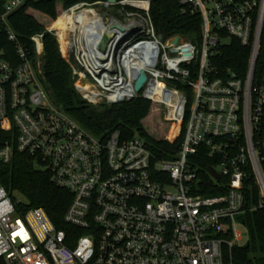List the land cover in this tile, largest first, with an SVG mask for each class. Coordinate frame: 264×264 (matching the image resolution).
Returning <instances> with one entry per match:
<instances>
[{"label":"built area","instance_id":"2783aa9c","mask_svg":"<svg viewBox=\"0 0 264 264\" xmlns=\"http://www.w3.org/2000/svg\"><path fill=\"white\" fill-rule=\"evenodd\" d=\"M26 1L0 0V160L24 153L69 190L70 229L57 228L41 207L22 210L0 182V264H233V247L248 239L241 216L249 173L259 191L254 209L264 208V0H181L201 13L199 42L160 38L150 0L79 2L46 30L90 103L141 97L161 104L166 121H186L179 149L163 155L138 135L95 136L55 104L42 70L43 33L31 36L30 56L8 22ZM98 7L131 10L128 21L109 19L119 26L110 51L87 42L93 15L108 22ZM231 39L249 50L241 73L212 63ZM200 151L215 162L217 177L208 173L218 192L198 193L206 187Z\"/></svg>","mask_w":264,"mask_h":264},{"label":"trees","instance_id":"16d2710c","mask_svg":"<svg viewBox=\"0 0 264 264\" xmlns=\"http://www.w3.org/2000/svg\"><path fill=\"white\" fill-rule=\"evenodd\" d=\"M104 1L107 0H28L9 15L8 22L30 56L34 55L31 36L43 33L42 70L45 75V85L55 104L87 131L104 138L114 131H119L123 139L138 135L157 154L163 155L161 151L163 147L176 152L184 137L186 121H166L163 118L161 104L141 97L115 104L88 103L81 98L75 88L70 64L62 57L56 37L46 31L60 24L62 13L66 8L79 2L93 4ZM34 13L43 17L47 23H42ZM149 13L156 31L163 37L180 35L189 41H200L202 16L191 4H183L181 0H150ZM4 42L3 45L7 50L14 49L10 41ZM62 47L64 48L63 45ZM217 50V54L212 59L213 66L217 70L226 72L232 69L239 73L245 70L249 50L237 40L231 39ZM263 66L264 34L257 70L261 71ZM155 117H157L155 125L157 136L150 134L144 123L148 119L152 126ZM172 126V135H166ZM195 163L202 178L201 186H210L200 189L198 193L211 194L220 191L211 188L213 181L208 173L215 162L200 151ZM0 182L13 199L18 200V206L22 210L41 207L57 228L70 229V226L63 221V216L71 202V192L54 183L49 171L37 168L31 157L16 152L10 163L0 160ZM246 184L244 192L246 211L241 216V221L247 228L248 239L245 244L233 247L232 260L233 264H264V208L254 209L258 205L259 191L251 173L248 174Z\"/></svg>","mask_w":264,"mask_h":264},{"label":"rangeland","instance_id":"374dc122","mask_svg":"<svg viewBox=\"0 0 264 264\" xmlns=\"http://www.w3.org/2000/svg\"><path fill=\"white\" fill-rule=\"evenodd\" d=\"M131 10L130 9H123V11H122V9L120 10L119 8H116V7H110V8H108V9H106V8H100V7H98V12H99V14H100V16L105 20V21H107V20H109V19H114V20H120V21H122V22H125V21H128V19L130 18L129 16H128V14L127 13H129ZM34 15L36 16V18L37 19H39L42 23H47V21L43 18V17H41L40 15H38V14H36V13H34ZM95 15H93V17H92V19L94 20L96 17H94ZM98 20H100V21H103V20H101V19H99L98 18ZM104 22V21H103ZM95 23H97L96 22V20H95ZM62 42V41H61ZM61 45H63V44H61ZM63 46H65V45H63ZM71 60V59H70ZM71 63L73 64V61L71 60ZM74 83H75V79H74ZM79 92V91H78ZM79 94H80V96H81V98L82 99H84L85 101H87L88 103H90L85 97H84V95H83V93L80 91L79 92ZM90 104H92V103H90ZM101 104V103H100ZM93 105H95V104H93ZM156 118L157 117H155V119H153V122H152V126L150 125V121H148V119H146L145 120V125H146V129H147V131L150 133V134H152V135H154V136H157L158 134L157 133H155V125H156ZM158 126V125H157ZM158 129V131L160 130V128L158 127L157 128ZM172 132H173V126H172V128H169V130H168V132L166 133V135H168V136H170V135H172ZM37 168H38V166H36ZM18 198L19 199H22V197H20V196H18ZM246 238V237H245ZM243 243H246V239H244V241H243Z\"/></svg>","mask_w":264,"mask_h":264},{"label":"bare ground","instance_id":"6f19581e","mask_svg":"<svg viewBox=\"0 0 264 264\" xmlns=\"http://www.w3.org/2000/svg\"><path fill=\"white\" fill-rule=\"evenodd\" d=\"M88 13L91 14V11H88ZM94 17H96V18L92 21L93 25H92L91 29H89L86 33V36L88 38L87 42H88V45L90 46V49H97V44L99 41H101L102 35L106 31H110V32L113 31V29H109L113 25V22L111 20L110 21L108 20L107 23H104L103 21L98 20L97 15H95ZM95 20L97 23H95ZM60 28H61V30H63V28H65V24H63ZM64 39L65 38L60 34V41H62L61 44H63V45H65ZM111 48H112V44H110V46H108L109 51L111 50ZM62 49H64V48L62 47Z\"/></svg>","mask_w":264,"mask_h":264},{"label":"water","instance_id":"95a60500","mask_svg":"<svg viewBox=\"0 0 264 264\" xmlns=\"http://www.w3.org/2000/svg\"><path fill=\"white\" fill-rule=\"evenodd\" d=\"M107 2H108L109 4H112V5H113V4H115V3L117 2V0H107ZM113 28H119V26H118V25H112V27L109 28V29H113ZM113 36H114L113 32L106 31V32L104 33V35H103V37H102V40H101V42H100V44H99V49H100L102 52H105V51L107 50L108 45H109L110 41L112 40ZM159 37H160V38L162 37V35H161L160 33H159ZM146 78H147L146 73H145V71L142 70V71L140 72L139 76L137 77L135 83H134V89H135L136 91H140V90H141L142 85H143L144 82L146 81ZM162 149H163L165 152H171V150L168 149V148H166V147H163ZM210 170H211V172L213 173V175H214L215 177H217V173H216L215 169H214V168H210Z\"/></svg>","mask_w":264,"mask_h":264}]
</instances>
